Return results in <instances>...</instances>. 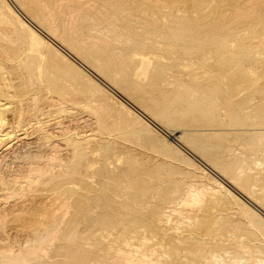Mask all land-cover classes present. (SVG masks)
Here are the masks:
<instances>
[{"label":"rangeland","instance_id":"1","mask_svg":"<svg viewBox=\"0 0 264 264\" xmlns=\"http://www.w3.org/2000/svg\"><path fill=\"white\" fill-rule=\"evenodd\" d=\"M116 1L127 3L132 10H136L139 7H143V10L142 9L141 10L142 11L145 10L144 12L147 13L148 10L146 11V9H149V14L156 15L158 18H160L159 25L161 26L162 31L167 32L171 36V38L167 40L168 43H170L171 45V47L168 48V51L171 52L173 56L175 57V58L174 57L172 58L174 59L177 58L181 61V63L177 62V65H178L177 70H180L179 76L180 74L181 76L184 74L179 83L181 85L177 84L175 86L174 83L172 82L170 84L166 83L163 86H161L162 90L160 89L155 92V95L153 93L150 96H151V103L154 102L153 104H160L162 106L165 104L164 106L166 107L169 113L173 114V112L174 113L176 112L175 113L177 114L176 116L173 114L174 115L173 117L175 119V123L173 124L176 126L172 124L173 121L171 123H168V125H163L164 128L169 131L172 129V131H170L171 134H169L160 126H157L153 123L151 124L152 125L151 126L145 120L142 121L135 113L138 111H136L133 108L130 109L129 107H127L128 105L124 101L125 97L121 93H118V92L115 94H110L109 92L107 93L106 90L101 88V86H99L97 83L93 82L92 80H88L86 78L85 80L83 79L84 77L81 75L76 76L77 74L76 75L74 74L75 75L74 76L73 75L74 72L72 73V71L68 70V67H66V64L60 58L56 56L54 50L50 46H48L44 42H38L34 40L31 36H29L26 33H23V31L21 30H20L21 40L19 42L25 43L27 45H23V47H21L16 44L11 45V44H5L1 42L0 43V52H1L0 55L2 54L3 55L0 56V70L3 69L4 71L0 72V83H1L0 87L2 86L0 88V102L6 105L5 108H7L3 112L5 115V118H7L6 127L12 126L13 128L16 126V124L20 123V125L25 130V131L23 130L25 133L26 131L27 132L30 131V132L27 135V138H26L27 140L23 139V140L18 141L20 138L23 137V136H20L18 140L14 139L13 142L7 143L8 146H10V144L13 143L11 147L12 150L9 149L8 150L9 152L7 150L6 151L4 150L5 148H7L6 147L7 145L4 146L5 148L3 147L4 149L0 147V152H1L0 157L4 155L3 158H0L1 160L0 162V169H1L0 170V188L2 189V191L0 190L2 192L0 193V202H1L0 221L2 217L5 219H8V218L10 219L9 215L11 214H9V211L11 210L10 212L12 213L16 207H20V206L22 207V208H16L15 210L17 211L16 212L17 214L20 213L19 216H21L23 212L25 211L29 213L28 211H30L31 208L34 209L35 207V210H36V208L39 209L41 207L39 209L40 211L43 212L46 210L48 213L51 212L50 215L53 214L51 216H58L61 214H66V216H69L68 219L66 220V223H67L66 225H68L67 227L69 228H66V225H63L60 228L58 224L57 226L55 224L45 225V226L44 224L43 225L40 224L37 221V218L34 217L33 211L35 210H32V212H30L31 213L30 215L29 214L22 215L21 217L15 215L14 214L15 211H14L13 214L17 216L18 218L15 216H12L10 219V222L8 219L9 223H6L7 220L5 221L2 218V222L3 223L5 222V224H8V227L7 225L1 224L2 228H0V240L2 239L1 241L3 243L2 242L0 243V258L2 257V261H0V264L13 263L15 260L14 257L19 258L18 256H21L22 258L23 256H25V258L28 260V261H25L26 259L25 260L24 258L21 259L22 261L24 260L23 264H27V263H30V264H42V263L43 264H52V263L53 264H98V263L106 264L108 263L110 258L108 255L109 253L107 251V248L109 249L110 247L114 246L112 242L114 241L115 237H117L120 234V233L119 234H116V233H118L121 230H124L130 225L129 220L132 218L131 213L133 212L131 210L133 209L135 210V208L138 206L139 204L138 202L139 200H141L140 197L142 196V194H144V192H147L145 190H148L151 188V191L153 192V187L165 188V185H168L170 188H173V190L179 189L181 193H185V191L186 193L189 191L190 192L195 191L199 194L201 192H198V191H201L204 189L203 191L205 192V190L208 191L209 190L208 188H211L213 190V191L209 190L211 193L214 192L215 196L218 194L222 195V198L224 200L223 201L224 204L222 203L219 206H217L216 204H211L210 210L211 211L213 210L212 212H215V213L221 212L225 215L230 214L229 217L232 219L242 218L243 216H242L240 205L236 204L230 197H227V199L230 198L227 201L226 194L224 190L220 189V186L216 184L217 182L213 178L214 175L216 176V177L214 176L215 178H217L219 181H222V183L225 186L231 189V191H233L235 195L237 196L239 195V197L243 201H245L247 204H250V206L256 209L258 212L260 210L259 213L260 214L262 213L263 215L262 214L261 215L264 216V210L260 209L254 202L250 201V199L246 195L241 193L238 189H236L230 183V181H232L233 179H238L241 176L239 172H242L241 171L242 168H243L242 169L243 171L245 170L247 171L249 169L247 167H251L252 164L248 165V163H251L250 159L254 157L252 155H255L256 158L264 157V148H263L264 145H262L261 144L262 142H260V141H263V144H264V131L257 134V136L258 137L260 136V138H258L257 136L252 137L253 134L252 132L249 131V129L251 128V125L257 122L258 124L263 123L261 128H263L262 130H264V121L262 119L263 116L257 113L255 115L254 113L247 114L249 106H252L254 104L264 103V0H260L259 2L261 3H256V5L250 4L251 6L250 5L246 6L242 4L241 1H238V0H116ZM60 4L62 5L61 2L59 3L57 2L56 6ZM19 49H22V50H19ZM36 52H40L41 54H44L46 57L48 56L50 60V64H52L51 66L53 68L58 69L57 70L59 71L58 73L59 75L57 74L58 77L55 75L53 76V81L58 80L60 82L58 85L54 83L53 84L50 83L48 73H46L47 72L46 67L44 66H40L41 68L37 67V65L39 66L40 64L39 63L40 61L39 59H37V56L32 57V55ZM9 57L11 59L13 58L12 59L13 61L9 59ZM11 61L12 63H9ZM15 62H18V63L15 64ZM28 62H33V64L30 65V63ZM29 66H32V67H29ZM64 66H65V69H64ZM183 70L185 73L182 74L181 72ZM64 72L65 74L69 73L68 75L71 76L72 79H70L69 76H66ZM40 74L42 76H40ZM63 75H65L66 77ZM189 76L191 78L190 80L188 78ZM19 77L21 78L19 79ZM26 77H28L29 79ZM183 77H185V79ZM74 79L75 81H73ZM25 82L26 84H23ZM64 82H66L67 84L69 83V84L67 85ZM28 83H30L31 85H28ZM182 84H183V87H182ZM61 85H63L64 87L62 88ZM54 87H56L57 89L54 90ZM43 92L45 93L43 94ZM30 93L32 94L30 95ZM36 93H39V94H36ZM8 94L10 95L12 94V96H9ZM37 95L39 96V99L41 100L37 99L38 98ZM35 96H37V98ZM167 96L169 98H167ZM157 97L160 99H158ZM187 97H190L192 101L196 100L195 106H194L195 110H193L192 113H185L183 116H179L182 114L178 111H181L182 109L184 110L185 108L189 106V103L186 100L188 99ZM57 98L65 99V101L67 102L63 104L64 106V107L62 106L63 109L73 108L74 112L78 114L76 115L71 114L72 116L71 115L62 116L59 114L60 118H58L59 117L58 110L57 109L52 110L54 108H57L53 104V102L57 101L56 100ZM176 98H181V100L176 99ZM33 99L35 100L33 101ZM47 99L48 101L50 99V101L48 102ZM51 99L53 101H51ZM36 100L38 101V103ZM19 102H22V103L19 104ZM43 102L45 106H43L44 105L42 104ZM29 103H30V106H29ZM46 103L48 106L46 105ZM139 103L141 104V102L139 101L137 102V105L141 107L142 104L139 105ZM21 105H24V106H21ZM31 105H33L32 108L35 111L31 109ZM35 105L36 107H39L40 109L36 107L34 108ZM52 106H54V108ZM174 107L176 109H174ZM148 108L150 109V107ZM45 112L48 114H46ZM54 113L57 114V118H55L56 115ZM40 114H42L46 118H44ZM53 115L55 116L53 117ZM41 116H42V119H40ZM49 116H52V117H49ZM75 116L78 118V119L76 118L78 122L75 119ZM37 117L40 120H38ZM87 117L88 119L85 120ZM15 118H17V120ZM61 118H64V119L62 120ZM53 119H57V120H53ZM58 120L59 122L57 123L60 125L62 124L61 127H63L64 124L66 125L67 122L75 121L74 123L75 125L71 124L70 122L67 124V126L72 125L71 127H67V126L63 127L64 129L67 128V131H68V128L71 129L70 131H68L69 134H67L68 132L63 129V131L66 132L67 135L65 136L67 137H63L60 135L61 130L60 131H58L57 129L54 130V128L51 125L48 126L50 122H53V121L56 122ZM84 120L85 122H83ZM179 120L180 122H177ZM80 121L83 123H81ZM86 121L90 126L88 124L85 125ZM260 121H263V122L261 123ZM39 123L41 124L43 123V124L41 125ZM171 124H172V128L170 127ZM32 126L34 127L33 129H31ZM35 126H38V127L40 126L38 129L40 130L41 133L36 132L35 134L34 133L35 131H32L35 129L36 131L38 130ZM48 127L52 129L53 131L57 130V132H59V133L54 132V133H57L54 135L56 136L55 138L54 136L53 137L46 136L49 134V132H47ZM87 127H89L90 129H88ZM43 129L46 132L43 131ZM78 130H80V132ZM161 130H163L162 131L163 133L161 132ZM174 130H176L177 133ZM71 131H73V133H76V135H79L77 136L79 139L76 136H73L75 134H70ZM82 132H88V134H93L96 139L95 141L96 142L98 141L99 142L98 144L101 146L100 148L96 147V143L94 142L95 144L93 143L90 144V146L92 145L91 146L92 149L90 148V146H89V149H87L88 152L90 151L89 156H87L88 162L89 161L91 162L92 161L91 159H93L92 162L95 161V163H97L95 164V166H97L95 167L96 174L90 175L94 173V172H91V173L86 174L88 175L87 177H85L84 174H80L77 168L80 165L78 164V162H76V159L74 161V158H76L75 155L73 154L75 148L71 144L69 145L68 141L70 140H67L73 137L75 141L78 140L77 142H81L80 133ZM96 132H98L97 133L98 135L96 134ZM16 135H20V134H16ZM69 135L72 137H70ZM179 135L182 136L186 140V142L184 140L179 139L178 138ZM50 137H51V140H49ZM58 138H60V140ZM61 139H62V142L65 141V144L63 143L65 146L61 144L60 142ZM97 139H99L100 141ZM168 139H170L171 141H169ZM30 141L32 142L30 143ZM57 141L60 143H57ZM174 141L177 143H175ZM18 142H20V144H18ZM50 142H52V144ZM66 142L69 147L66 146ZM15 143L16 145L17 144L18 145L16 146ZM27 143L30 146H26L28 145ZM54 143L56 146H54ZM185 143L188 145L189 143H191L190 145L192 146L191 150H193L195 153H193L190 149H188ZM107 144L108 146H106ZM250 144L251 146H249ZM25 147L26 148L28 147V149L29 148L31 149L29 150L27 149L26 151ZM13 148H14V152L15 153L17 152V154L13 152ZM57 148H61V149H57ZM54 149H56L55 154L57 155L63 153V151L66 150L63 154L58 156V157L63 158L64 155L66 154L64 159L60 158L61 160L57 161V162H60V161L65 160L63 163L66 164V162H68L66 166H62L63 163L61 164L56 163V162L54 163V160H50L52 159L50 158V156L55 155L53 153ZM69 149H71L70 150L71 152H69ZM100 149L102 151H100ZM18 150L21 152H19ZM197 150H199V152ZM97 152L98 153L100 152L99 153L100 155H98ZM257 152L259 154L258 156H257ZM108 153L110 154L109 155L110 157L106 156ZM9 154L11 155L5 156ZM67 154L71 156L69 157L67 156ZM90 154L93 156H91ZM197 154L198 155L200 154V157L204 158L205 162L202 161L198 157ZM46 156H49V157H46ZM90 156H91V159L89 158ZM67 157L69 160L67 159ZM108 158L111 160H109ZM247 159L249 162H246ZM47 160H50V161H47ZM207 163L213 168L214 166L219 168L223 172L226 178L221 177L218 173L214 171V169H212L209 165H207ZM49 164L51 165L50 167H52V165L55 164V167L51 169L49 166H47ZM26 165H30L31 167L26 166ZM42 165H45L46 167L44 168V166L42 167ZM68 165L70 166L69 168H68ZM22 166L28 167V168H23ZM35 166L36 168L47 169L46 173L44 174L45 177L44 176L42 177V181L40 180L41 177L37 176V173H33L35 172V170H37L36 168H34ZM57 166L60 168H58ZM61 166L63 168H66V170L68 171H66L65 169H61ZM103 166L106 167L107 169L104 168ZM127 166H129V168ZM31 168H34L35 170L33 169L34 171H32ZM79 168H81V166ZM103 168L105 169L104 170L105 172L103 171ZM130 168L137 169V171L133 170V173L135 172V174L138 172H140L141 174L143 173L142 177L140 173H138L137 176L135 174L130 173V171L128 170ZM203 168L204 169L208 168L206 169L208 171L204 170ZM76 169H77V173H76ZM126 169L128 170L127 172L129 173V175L126 173ZM55 170L60 173L55 172ZM100 170L102 171L101 173H99ZM106 170L108 171V173L106 172ZM120 170H123V172ZM130 170L132 172V169ZM69 171L70 173L66 174ZM256 172L261 173L262 178H264V171L257 170ZM47 173H50L52 176H50V174L47 175ZM52 173L53 174L56 173V174L53 175ZM121 174H124V176L122 175L123 178ZM46 175L47 177L49 176L48 177L49 179L54 178L55 180L52 179L48 181L47 179L46 181L45 180ZM127 175L130 177H128ZM21 176L23 177L26 176L28 180L29 179L35 180L34 177H36L37 179L39 178L38 180H40V183L42 184L38 183L39 186L36 185L37 182H34L33 184L32 183L26 184V181H23V179H20L22 178ZM3 177L6 179H4ZM74 177H75V180L73 179ZM134 177H138V178L136 179ZM76 178H78V180ZM129 178H131L132 181L129 180ZM144 178H145V181L147 182L151 181L152 183H155V181L157 180L156 182L158 183H155V185H153L152 183L150 184L148 183L147 185V182L143 183ZM24 179L27 180L25 177ZM37 179L35 181H37ZM140 179H143V181L141 180L142 183L138 182L140 181ZM8 180H9V183L11 182L10 184L7 182ZM13 180H18V181L22 180L23 183H20V181L18 182V181H13ZM120 180L121 181L123 180V182H120ZM126 180L127 182H125ZM134 181H135L134 184H137V185H132L130 187V185L133 184L132 182ZM168 182L169 183L172 182V183L169 184ZM179 182L181 185L179 184ZM188 182L191 184L189 185L193 187H190L188 185ZM257 182H258L257 183L258 185H261V186L264 185V183H262V180L257 181ZM53 183H55L57 186ZM125 183L127 184V186ZM14 184L16 186H14ZM22 184H26V186H23ZM114 184L118 187H116ZM124 184L128 188H125ZM121 185H123L124 188ZM8 186H11V187H8ZM27 186H29V188ZM213 186L215 187L216 191L214 190ZM12 187H16V188H12ZM6 188L8 192H3V191H6L5 190ZM140 188L143 190L141 191ZM188 188L190 189L188 190ZM128 189L132 190V194L130 192L131 190H128ZM29 190H32V191H29ZM114 190L115 191L118 190V191L115 192ZM217 190H219L220 192H218ZM122 191L123 193H121ZM13 192H15L14 195H13ZM139 192H142V193H139ZM17 193L19 195H17ZM197 193H193V194L191 193V194L197 195ZM22 194L24 195L22 196ZM116 194L121 196V197L118 196V198H120L121 200L117 199ZM192 195L190 197L191 200L193 197ZM11 196H13L14 198H11ZM96 196H100L101 198L96 197ZM111 196L112 197L114 196L115 199L112 198ZM126 196H129V197H126ZM136 196L138 198H134ZM91 197L92 198L95 197V198H93L92 200ZM123 197H125L127 200ZM130 197H131V200H130ZM204 197L205 196L201 197V200L204 201V204L202 203V201H201L202 204H198V203H197L198 205L195 204L197 208H195L194 205H192L191 207L189 205L188 206L181 205L180 207L183 209H185L186 207L187 208L190 207V209H185V210H189L190 212H192L191 210L195 211L202 207L203 209H205L204 207L207 206V205L205 206L206 204L205 201L209 199L208 197L207 198H204ZM1 198H2V201H1ZM5 198L7 200L3 201ZM133 198L135 199V201L133 200ZM109 199L111 200L109 201ZM122 199H125V201ZM82 200L86 202V205H85L86 208H84L85 202L83 203ZM155 200L154 198L152 199L154 204L156 202L157 203L162 202L161 199H155ZM11 201L13 203H11ZM69 201L72 202L73 204H71ZM192 201H194V197ZM76 202H79V203L81 202L83 204L80 205L79 203H76ZM111 202L115 203V205L112 204ZM122 202H125V203H122ZM35 204L38 207H36ZM125 204L127 205L129 204V206L126 205V208H125L124 207ZM13 205L16 207L13 208L14 207ZM29 205L31 206L33 205V207ZM43 205L46 207L43 208ZM199 205H201L202 207ZM87 207L89 211L87 210ZM2 209H5L4 212ZM49 209H54V210L56 209L55 210L56 214L54 210H49ZM79 209H81L82 211L81 210L79 211ZM122 209L125 211L123 212ZM65 210H67L68 212ZM234 213H237V214L234 215ZM71 215L73 218L71 217ZM87 215L88 217L86 218ZM171 216L173 217H171L170 225H177L178 224L177 215L172 214ZM146 217L148 219L150 218L149 216H146ZM94 219H96V221ZM76 221L78 222L77 224H76ZM88 221H90L91 223L90 222L88 223ZM92 221H94L95 224ZM23 222L24 224H22ZM34 222H37V223L33 224ZM30 223L32 224V226H35L34 229L32 228V226L31 227L29 226ZM26 224L31 229L27 227L25 228V226H23ZM88 224H93L97 227H94L93 225H92L93 227L91 225H89L90 227H88ZM117 224H119L120 227L117 226ZM186 224L187 223L180 225V226H184V225L186 226ZM51 226H54L55 228L59 227V230H62V231L58 232L57 231L58 229L57 228L55 229L54 227L49 229V227ZM63 227L65 228L62 229ZM3 228H5V230ZM85 228L87 231L85 230ZM48 229H49V233H47ZM104 229H110V232L109 231L106 232L107 230H104ZM113 230L115 233L113 232ZM82 231L83 232L86 231V232L83 233ZM95 231H98V232L95 233ZM51 232L52 234L50 235ZM43 233H45L46 236ZM38 234L40 235L38 236ZM82 237L84 240L82 239ZM106 237L109 239H107ZM104 238H105V241H104ZM52 239L54 241H51ZM87 240H89L88 242L90 244L89 248H88V243H86ZM93 240L95 241V243H92L94 242ZM70 241H71V244L74 246V248L71 246ZM50 243L51 245H49ZM76 243L77 245H74ZM93 244H95V246ZM33 245L34 246L38 245L39 247L38 246H37L38 248L33 247ZM3 246H5V248ZM25 246H27L28 248ZM83 246H85V248ZM8 247H10V249ZM70 247H72V249ZM12 248H14V250ZM25 248L28 249V251ZM37 249L41 253H38ZM123 249L125 248L123 247ZM3 250L4 252H2ZM86 250L90 252H87ZM129 250H130L129 260L135 257L133 259V261L135 260L134 262H136L135 264H141V262L138 263L140 261L138 259L140 255L138 254L140 253L137 254L136 248L132 250L129 249ZM5 251H8L7 253L9 254L5 255L4 254ZM123 251H126V250H123ZM131 251H133L134 253ZM120 253H123V252L121 251ZM26 254H28L27 257H26ZM101 255L102 256L107 255L108 258L107 256L104 258ZM4 256L5 258H3ZM36 256L37 257L39 256L38 257L39 260L37 259ZM94 257L98 260H96ZM98 257H100L101 260ZM8 258L9 259L13 258V260L11 259L12 261H10ZM5 259L6 260L8 259V261H5ZM163 259H164V262H160V261H163ZM16 260L18 261L20 259H16ZM33 261L34 262L37 261L38 263L37 262L34 263ZM133 261H130V263ZM154 262H153L154 264H163V263L171 264L167 261L165 256L163 257L158 256L157 260ZM15 263L18 264L20 262H15ZM130 263L128 262V264ZM216 263L217 262H215L214 264Z\"/></svg>","mask_w":264,"mask_h":264},{"label":"bare ground","instance_id":"2","mask_svg":"<svg viewBox=\"0 0 264 264\" xmlns=\"http://www.w3.org/2000/svg\"><path fill=\"white\" fill-rule=\"evenodd\" d=\"M238 1H241V3L246 5V6L250 5V4L256 5V3H261V2H259L260 0H238ZM57 2L58 3L61 2L62 5L60 4V5L56 6ZM141 9L143 10V7H139L136 10H132L127 3L117 2L116 0H0V43L2 42L5 44H11V45L16 44V45H19L21 47H23V45H27L25 43L19 42L21 40L20 30L23 31V33H26L29 36H31L34 40H36L38 42L46 43L48 46H50L54 50L56 56L58 58H60L66 64V67H68V70L72 71V73L74 72L73 75L74 74L75 75L77 74L76 76L81 75L84 77L83 79L86 78L88 80H92L93 82H95L99 86H101V88L106 90L107 93L108 92L110 94H115L117 92L121 93L125 97L124 101L128 105L127 107H129L130 109L133 108L136 111H138L135 113L137 114V116L142 121L145 120L150 125L153 123L157 126H160L167 133L171 134L170 131H172V129L169 131V130L165 129L163 125H168V123H171L172 121H173L172 124L175 123V119L173 116L177 115V114H175L176 112L175 113L173 112V114H174L173 115L167 111L166 107L164 106L165 104L162 106L160 104H153L154 102L151 103V96L150 95H152L153 93L155 95V92L160 90L161 86H163L166 83L170 84L172 82V83H174L175 86L177 84L181 85L179 83H180V80L182 79V76L184 75L183 73H185V72L183 70L181 72L183 75L181 76V74H180V76H179L180 70H177L178 69L177 62L181 63V61L177 58L174 59L175 57L173 56V54L168 51V48L171 47V45H170V43H168L167 40H169L171 38V36L167 32L162 31L161 26L159 25L160 18H158L156 15L149 14V9H146V11L148 10L147 13L144 12L145 10L142 11ZM150 19H152V20H150ZM19 50H22V49H19ZM0 54H1V52H0ZM2 55H0V56H2ZM36 56H37V59H39V61H40L39 62L40 64H39V66L37 65V67H40V66L46 67V71H47L46 73H48L50 83L51 84L54 83V84L58 85L60 83L58 80L53 81V76L54 75L57 76V74L59 73V71H57L58 69L53 68L51 66L52 64H50V60H49L48 56L46 57L44 54H41L40 52H36L32 55V57H36ZM172 57H174V58H172ZM9 59H11V58L9 57ZM172 59H174V60H172ZM12 61L9 63H12ZM16 63H18V62H15V64ZM28 63H30V65L33 64V62H28ZM35 63H37V62H35ZM41 64H43V65H41ZM29 67H32V66H29ZM64 69H65V66H64ZM1 71H4V70L2 69V70H0V72ZM64 74H65V72H64ZM68 74L66 73L65 75L69 76ZM65 75H63V76H65ZM70 75H72V74H70ZM40 76H42V75L40 74ZM5 77H7V76H5ZM20 78L21 77H19V79ZM26 78H28V77H26ZM40 78H42V77H40ZM69 78L72 79L71 76H69ZM183 78L185 79V77H183ZM188 78H189V80L191 79L190 76ZM73 81H75V79ZM64 83L67 84L66 82H64ZM23 84H26V82ZM28 85H31V84L28 83ZM61 86H62V88L64 87L63 85H61ZM182 87H183V84H182ZM23 88H25V87H23ZM55 89H57V88L54 87V90ZM177 89H179V88H177ZM25 91H26V89H25ZM29 92H31V91H29ZM25 93H27V92H25ZM44 93L45 92H43V94ZM159 93H160V91H159ZM31 94L32 93H30V95ZM36 94H39V93H36ZM8 95L12 96V94L11 95L8 94ZM37 96H35V97L37 98ZM32 98H34V97H32ZM167 98H169V97L167 96ZM187 98L188 99H186V100L188 101L189 106L187 108H185L184 110L182 109L181 111H178L182 114L179 116H183L185 113H192V111L195 110L194 106H195L196 100L192 101V99L190 97H187ZM35 99H33V101ZM37 99L41 100V99H39V96ZM52 99H51V101H53ZM158 99H160V98H158ZM176 99L181 100V98H176ZM56 100L57 101L53 102V104L57 108H54V106H52L54 108L52 110H55V109L58 110V116H59L58 118H60V115H62V116L67 115L68 116L71 114H74V115L78 114V113L74 112L73 108L63 109V107H64L63 104L67 103L65 101V99L57 98ZM47 101H48V99H47ZM49 101H50V99H49ZM139 101L142 104L141 105L139 103V105H141V107L137 105V102H139ZM156 101H158V100H156ZM22 102H19V104H21ZM28 102H30V101H28ZM34 103H32V104H34ZM37 103H38V101H37ZM42 104H44V102ZM126 104H125V106H126ZM36 105H38V104H36ZM36 105L34 106V108L36 107ZM46 105H47V103H46ZM5 106L6 105H4L0 102V147L1 148L6 146L7 143L13 142L14 139L18 140L20 138V136H23V137L20 138L18 141L26 139L28 133L30 132L29 131L30 129H29L28 130L29 132L26 131V133H25L24 132L25 130L20 125V123L19 124L15 123L16 126L13 128H12V126L6 127L7 126V122H6L7 118H5V115L3 113L4 110L7 109V108H5ZM21 106H24V105H21ZM29 106H30V103H29ZM43 106H45V104ZM32 107H33V105H31V109H33ZM148 107H150V109ZM263 107H264V103L263 104H254L252 106H249L247 114L254 113V115H255L257 113V114L263 116V118L262 117H260V118H262L264 121V114H263L264 108ZM36 108H39V107H36ZM176 108H177V106H176ZM176 108L174 107V109H176ZM44 109H45V107H44ZM23 110H24V108H23ZM42 113H44V112H42ZM55 113H56V111H55ZM46 114H48V113H46ZM40 115H42V114H40ZM55 115H56L55 118H57V114H55ZM55 115H53V117ZM42 116L40 119H42ZM49 117H52V116H49ZM44 118H46V117H44ZM76 118L77 117L75 116V119ZM15 119L17 120V118H15ZM37 119H38V117H37ZM40 119H38V120H40ZM61 119L63 120L64 118H61ZM79 119H81V118H79ZM87 119H88V117L85 120H87ZM53 120H57V119H53ZM59 120L56 122H54V121L50 122V124L48 123L49 124L48 126L51 125L54 128V130L55 129H57L58 131L61 130L60 135L63 137H67L65 135L69 134L68 131H70L71 129L68 128V131H67V128L64 129L63 127L67 126V124L70 123L71 121L70 122L65 121V122H67V124L65 125L63 123L64 126L61 127L62 124L60 125L57 123V122H59ZM67 120H69V119H67ZM85 120L83 122H85ZM263 121H260V122L262 123ZM77 122H78V120H77ZM83 122H81V123H83ZM177 122H180V120ZM37 123H38V121H37ZM74 123H75V121L71 122V124H74ZM39 124H41V123H39ZM86 124H88L87 121H86L85 125ZM172 124L170 125L171 128H172ZM262 124H258V122H257V123H253L251 125V128L249 129V131L252 132V134H253L252 137L257 136V134L264 131V130H262L263 128H261ZM45 125H47V124H45ZM71 126L69 125L67 127H71ZM174 126H176V125H174ZM35 127L37 129L39 128L38 126H35ZM33 128L34 127L32 126L31 129H33ZM87 128L90 129L89 127H87ZM63 129L66 130L68 133L66 134V132L63 131ZM57 130L53 131L52 129H50L48 127L47 132H49V134L46 136L47 137L48 136L53 137L55 134L59 133V132H57ZM32 131H35L34 132L35 134H36V132H40L39 129L37 131H36V129L32 130ZM43 131H45V130L43 129ZM78 131L80 132V130H78ZM162 131L163 130H161V132ZM174 131H176V130H174ZM54 132H57V133H54ZM181 132H183V131H181ZM97 133L98 132H96V134ZM176 133H177V131H176ZM178 133H179V131H178ZM16 134H20V135H16ZM70 134H75L73 136H76V137L79 136V135H76V133H73V131H71ZM33 137H35V136H33ZM51 137L49 140H51ZM55 137L56 136H54V138ZM70 137H72V136H70ZM165 137H167V136H165ZM28 138H30V137H28ZM77 138H75V139H77ZM178 138L181 140H184L186 142V140L182 136L179 135ZM258 138H260V136ZM58 139L60 140V138H58ZM64 139H66V138H64ZM171 139H173V138H171ZM52 140H54V139H52ZM67 140H70V141H68L69 145L71 144L75 148V150L72 149V150H74L73 154L76 157V158H74V161L76 159V162H78V164L81 166V168H79L80 166L77 167L80 174H84L85 177H87L88 175H86V174L94 172L90 175H95L96 174L95 167H97V166H95V164H97V163H95V161L92 162L93 159H91V156H93V155L90 154L91 156L89 157L92 160L91 162L90 161L88 162V159H87L88 158L87 156H89V153H90V151L88 152L87 149H89V146L91 143H93V144L96 143V147H98V148L101 147L98 144L99 142L95 141L96 140L95 136L93 134H88V132H82V133H80L81 142H77L78 140L75 141L73 139V137L69 138ZM97 140H99V139H97ZM168 140L171 141L170 139H168ZM31 142L32 141H30V143ZM60 142L62 145L65 144V141L62 142V139ZM60 142L57 141V143H60ZM260 142H262L261 144L264 145L263 141H260ZM50 143L52 144V142H50ZM55 143H54V146H56ZM100 143H102V142H100ZM175 143H177V142H175ZM18 144H20V142H18ZM12 145H13V143L10 144V146L7 145L6 146L7 148L4 147L5 149L4 148L3 149L5 151L6 150L8 151L9 149L12 150V148H11ZM15 145H16V143H15ZM186 145H187L186 147H188V149H190V150L192 149V146H190L191 143H189V145L188 144H186ZM205 145H207V144H205ZM26 146H30V145L28 144ZM66 146H68L67 142H66ZM91 146H90V148L92 149ZM106 146H108V144ZM249 146H251V144ZM104 147H105V145H104ZM23 148H24V146H23ZM53 148H55V147H53ZM263 148H264V146H263ZM27 149H28V147L27 148L25 147L26 151H27ZM29 149H31V148H29ZM57 149H61V148H57ZM62 149H64V148H62ZM102 149H103V147H102ZM256 149H255V151H256ZM55 150L56 149H54V152H53L54 154H55ZM70 150L71 149H69V152H71ZM65 151H63V153ZM100 151H102V150L100 149ZM191 151L193 153H195L193 150H191ZM197 151L199 152V150H197ZM13 152H14V148H13ZM19 152H21V151H19ZM50 152H51V150H50ZM63 153H61V154H63ZM99 153L97 152L98 155H100ZM0 154H1V152H0ZM15 154H17V152ZM51 154H52V152H51ZM61 154L51 155L50 158H52V159H50V160H54V163L55 162L59 163V164L63 163L65 160L57 162L58 160L64 159V157L66 156V154H65L63 158L58 157ZM70 154H72V153H70ZM102 154H104V153H102ZM10 155L11 154L5 155V156H10ZM49 155H50V153H49ZM109 155L110 154L108 153L106 156L110 157ZM258 155L259 154L257 152V156ZM67 156H69V155L67 154ZM252 156H254V157L252 159H250L251 163H248V165L252 164L251 167H247V168H249L247 171L246 170L243 171L242 170L243 168H242L241 169L242 172H239L241 174V176L239 174L240 177L238 179H233L232 181H230V183L236 189H238L241 193L246 195L250 199V201L254 202L260 209L264 210V185L261 186V185L257 184L258 183L257 181H261V180H262V183H264L263 182L264 178H262L261 173L256 172L257 170L264 171V157L263 158H258V157L256 158L255 155H252ZM3 157H4V155L0 158H3ZM46 157H49V156H46ZM72 157H74V156H72ZM198 157L202 161L205 162L204 158L200 157V154L198 155ZM210 157H211V155H210ZM6 158H8V157H6ZM47 159H49V158H47ZM67 159H68V157H67ZM50 160H47V161H50ZM68 160H66V161H68ZM109 160H111V159H109ZM109 160H107V161H109ZM0 162H1V160H0ZM246 162H249L248 159ZM64 164L65 163H63L62 166H66V164H68V162H66L65 165ZM245 164H247V163H245ZM207 165H209V164L207 163ZM26 166H30V165H26ZM43 166H44V168L46 167L45 165H42V167ZM47 166L50 167L51 165L49 164ZM62 166H61V169L66 170V168H63ZM53 167H55V164L52 165V167H50V168L53 169ZM69 167L70 166L68 165V168ZM127 167L129 168V166H127ZM210 167L212 169H214V171L216 173H218L221 177L226 178L224 176L223 172L219 168H217L216 166H214V168L212 166H210ZM23 168H28V167H23ZM34 168H36V166ZM34 168H31L32 171L35 170ZM44 168H36L37 170H35V172H33V173H37V176L41 177L40 178L41 181H42V177L43 176L45 177L44 174L46 173V170H47ZM58 168H60V167H58ZM104 168H106V167H104ZM104 168H103V171L105 170ZM244 168H245V166H244ZM130 169H132V172ZM130 169H128V170L132 174H135V172L133 173V170L137 171V169H135V168H130ZM206 169H208V168H205L204 170H206ZM14 170H16V169H14ZM56 170H55V172H57ZM128 170L126 169V173L129 175V173L127 172ZM32 171H30V172H32ZM66 171H68V170H66ZM120 171L123 172V170H120ZM206 171H208V170H206ZM101 172L102 171L100 170L99 173H101ZM106 172L108 173L107 170H106ZM254 172H256V173H254ZM11 173H13V172H11ZM57 173H60V172H57ZM68 173H70V171L67 172L66 174H68ZM76 173H77V169H76ZM138 173H140V172H138ZM138 173H136L135 175L137 176ZM49 174L50 173H47V175H49ZM54 174H56V173H54ZM145 174H146V172H145ZM34 175H36V174H34ZM47 175H46V179H45L46 181H47V179H48V181L54 179V178L49 179L48 178L49 176L47 177ZM60 175H62V174H60ZM122 175L124 176V174H121V176ZM142 175H143V173L141 174V177H142ZM50 176H52V175L50 174ZM123 176H122V178H123ZM214 176H213V178L217 182V183L216 182L215 183L220 186V189L224 190V192L226 194V199H227V197H230L236 204L240 205L242 216H243L242 218H238V219L233 218L232 219L229 217L230 214L225 215L221 212L220 213L212 212L213 210L212 211L210 210L211 204H216L217 206H219L223 203L224 200L222 198V195L218 194L219 196L218 195L215 196L214 192L211 193L209 191V190L213 191L211 188H208L209 190L208 191L205 190V192L203 191L204 189L201 191H198V192L202 193V194L200 193L201 195L195 191L194 192L189 191L187 193L185 191V193H181L179 189L173 190V188H170L168 185H165V188L153 187V192L151 191V188H150L148 190H145L147 192H144V194H142V196L140 197L141 200H139V202H138L139 203L138 206L137 207L135 206L136 208L134 207L135 210L134 209L131 210L133 212L131 213L132 218L129 220L130 225L127 228H125L124 230H121L118 233H116V234H119V233L120 234L117 237H115L114 241L112 242L115 247L112 246L109 249L107 248V251L109 253L108 255H109L110 259H109L108 263H106V264H128V262L130 263V261H133V259L135 257L133 259L129 260V258H130L129 257V255H130L129 249L132 250L135 248H136L137 254L140 253V254H138V255H140L138 258L140 261L138 263L141 262V264H154V263H156L154 261L157 260L158 256H162V257L165 256L167 261L171 264H214L215 262H217L216 264H218V263H220V264H264V216H262L263 214L261 213L262 214L261 215L259 213L260 210L258 212L256 209L252 208L250 206V204H247L245 201H243L239 197V195L238 196L235 195L233 193V191H231V189H229L227 186H225L222 183V181H219L217 178H215L216 176L215 177ZM21 177L22 178H20V179H23V181H26V184H31V183L33 184L34 182H37V184L35 183L36 185H38V183L42 184V183H40V180H38L39 178L37 179L36 177H34L35 180L37 179V181H35V180H31V179L28 180L26 176H24V177L27 180H25L23 176H21ZM85 177H84V179H85ZM128 177H130V176H128ZM134 178L137 179L138 177H134ZM149 178H150V176H149ZM4 179H6V178H4ZM73 179L75 180V177ZM76 179L78 180V178H76ZM9 180H10V178H9ZM9 180L7 181L8 183H9ZM123 180L122 181L120 180V182H123ZM129 180H131V178H129ZM141 180L143 181V179H140V181H138V182H141ZM13 181H18V180H13ZM23 181L21 180L20 183H23ZM156 181H155V183H158ZM2 182H4V181H2ZM125 182H127V180ZM145 182H147V181H145V178H144L143 183H145ZM132 183L133 184H131L130 187L132 185H137V184H134L135 181ZM141 183H139V184H141ZM148 183L150 184L152 182L151 181L147 182V185H148ZM155 183H152V184L155 185ZM171 183H169V184H171ZM26 184H22V185L26 186ZM53 184H55V183H53ZM125 184H124V186H125ZM179 184H180V182H179ZM189 184L190 183L188 182V185ZM14 186H16V185L14 184ZM29 186H31V185H29ZM29 186H27V187L29 188ZM121 186H123V185H121ZM124 186H123V188H124ZM126 186H127V184H126ZM126 186H125V188H128ZM8 187H11V186H8ZM116 187H118V186H116ZM116 187H115V189H116ZM190 187H193V186H190ZM12 188H16V187H12ZM22 188H24V187H22ZM32 188H33V186H32ZM34 188H35V186H34ZM132 189H134V188H132ZM189 189L190 188H188V190ZM0 190L2 191L1 188H0ZM5 190L6 191H3V192H8L7 188ZM128 190H131V189H128ZM134 190H136V189H134ZM140 190L142 191L143 189L140 188ZM214 190L216 191L215 187H214ZM1 191H0V193H2ZM15 191H17V190H15ZM29 191H32V190H29ZM116 191H118V190H116ZM137 191H138V189H137ZM217 191L220 192L219 190H217ZM66 192H68V191H66ZM130 192L132 194V190ZM221 192H223V191H221ZM14 193L15 192H13V195H14ZM121 193H123V191ZM139 193H142V192H139ZM191 193L192 194L197 193V195L194 194L195 195L194 196ZM64 194H66V193H64ZM113 194H114V192H113ZM127 194H128V192H127ZM208 194H210V195H208ZM17 195H19V194L17 193ZM23 195L24 194H22V196ZM48 195H50V194H48ZM51 195H53V194H51ZM134 195H135V193H134ZM139 195H141V194H139ZM191 195L194 197V201H192L193 197H192V200L190 199ZM105 196H107V195H105ZM114 196L113 197L111 196V197L114 198ZM118 196L121 197L120 195H117V199L121 200L120 198H118ZM202 196H205L204 198L208 197V199H209V200L204 199V200H206L205 206L207 205L206 207H204L205 209H203V207L201 205H199L202 208H199L198 210H195V211L191 210L192 212H190L189 210H185V209H190V207L192 205L195 206V204L196 205L202 204V203L204 204V201L201 200ZM96 197L101 198L100 196H96ZM126 197H129V196H126ZM223 197H225V196H223ZM11 198H14V197L11 196ZM93 198H95V197H93ZM93 198H92V200H93ZM123 198H125V197H123ZM134 198H138V197L136 196ZM134 198H133V200L135 201ZM153 198H154V200L155 199H161L162 202L161 203L156 202L157 204L156 203L154 204V202L152 201ZM230 198H228V199H230ZM125 199H122V200L125 201ZM228 199H227V201H228ZM5 200H7V199L5 198L3 201H5ZM110 200L111 199H109V201ZM130 200H131V197H130ZM1 201H2V198H1ZM134 201H133V203H134ZM155 201H157V200H155ZM201 201H202V203H201ZM84 202L85 201H83V203ZM11 203H13V202L11 201ZM70 203L73 204L72 202H70ZM76 203H79V202H76ZM83 203L80 202L79 204L82 205ZM111 203L115 205V203H113V202H111ZM122 203H125V202H122ZM0 204H1V202H0ZM80 205H78V206H80ZM85 205H86V202L84 204V208H86ZM126 205L127 204H125V206H124L125 208H126ZM181 205H184V206L189 205L190 207L189 208L186 207L185 209H183L180 207ZM16 206H14L13 208H15ZM18 206H20V205H18ZM29 206H31V205H29ZM35 206H36V204H35ZM87 206H88V204H87ZM127 206H129V204ZM11 207H10V209H11ZM31 207H33V205ZM36 207H38V206H36ZM45 207L46 206L43 205V208H45ZM16 208H22V207L20 206V207H16ZM16 208H15V210H16ZM78 208H80V207H78ZM195 208H197V207L195 206ZM207 208H208V210H207ZM39 209L36 208V210H35V207H34V209L31 208L30 211H28L29 213H27L25 211L26 213L23 212L22 215H28V214L30 215L31 214L30 212H32V210H35V211H33L34 217L37 218V221L40 224H42V225L44 224V226L45 225H53V224H55L57 226V224H58L61 228V226L67 224L66 220L68 219L69 216H66V214H61L58 216H51V215H53V214L50 215L51 212L48 213L46 210L42 212ZM2 210L4 212L5 209H2ZM49 210H54V209H49ZM55 210H54V212H55ZM80 210L81 209H79V211ZM87 210L89 211L88 207H87ZM7 211H9V210H7ZM10 211H9V214H11V215H9L10 219L12 216H15V215L19 216L20 215L19 212H18L19 214L16 213L17 211H15V212L13 211L15 215L13 214V212L11 213ZM65 211H67V210H65ZM124 211L125 210H123V212ZM35 214H37V215H35ZM55 214H56V212H55ZM172 214L177 215V219H178L177 225H170L171 217H173V216H171ZM235 214H237V213H234V215ZM4 215H2V216H4ZM6 215H8V214H6ZM17 216H15V217H17ZM21 216H19V217H21ZM146 216H149L150 218L148 219ZM0 217H1V215H0ZM15 217H13V218H15ZM71 217H72V215H71ZM87 217H88V215L86 216V218ZM235 217H237V216H235ZM2 218H1L0 222H2ZM95 218H96V216H95ZM3 219L5 221L7 220L6 223L10 222L9 218H8L9 222H8V219H5V218H3ZM72 220H74V219H72ZM94 220L96 221V219H94ZM97 221H98V219H97ZM72 222H74V221H72ZM89 222L90 221H88V223ZM92 222H94V221H92ZM35 223H37V222H34L33 224H35ZM77 223L78 222L76 221V224ZM185 223H187L186 226L185 225L180 226V225H183ZM1 224L7 225V227H8V224H5V222L4 223L2 222V223H0V228H2ZM22 224H24V222ZM94 224H95V222H94ZM119 224H117V226H119ZM89 225L92 226L93 224H88V227H90ZM23 226H25V228L26 227L29 228L27 224L23 225ZM29 226L31 227L32 224L30 223ZM67 226L68 225H66V228H69ZM93 226L97 227L95 225H93ZM3 227H5V226H3ZM34 227L35 226H32L33 229H34ZM52 227H54V226L49 227V229ZM64 228L65 227H63L62 229H64ZM3 229L5 230V228H3ZM29 229H31V228H29ZM29 229H27V230H29ZM49 229H48L47 233H49ZM57 229H58L57 230L58 232L62 231V230H59V227ZM96 229H98V228H96ZM85 230H86V228H85ZM104 230H107L106 232H108V231L110 232V229H104ZM71 231H73V230H71ZM85 232H83V233H85ZM97 232L98 231H95V233H97ZM113 232H114V230H113ZM45 233H43V234H45ZM51 234H52V232L50 233V235ZM39 235L40 234H38V236ZM45 236H46V234H45ZM82 236H83V234H82ZM105 236H107V235H105ZM82 239H83V237H82ZM107 239H109V238H107ZM1 240H0V243L2 242ZM51 241H54V240L52 239ZM63 241H65V240H63ZM104 241H105V238H104ZM29 242H31V241H29ZM88 242H89V240L86 241V243H88ZM92 243H95V241ZM40 244H42V243H40ZM45 244H47V243H45ZM45 244H44V246H45ZM70 244H71V241H70ZM49 245H51V243ZM74 245H77V243ZM89 245L90 244L88 243V248L90 247ZM93 245L95 246V244H93ZM28 246H30V245H28ZM37 246L38 245H36V246L33 245V247H37ZM71 246L74 248V246L72 244H71ZM102 246H101V248H102ZM3 247L5 248V246H3ZM25 247H27V246H25ZM72 247H70V248L72 249ZM83 247L85 248V246H83ZM123 247L125 249H123ZM8 248L10 249V247H8ZM49 248H51V247H49ZM12 249L14 250V248H12ZM163 249H165V250H163ZM26 250L28 251V249H26ZM31 250H33V249H31ZM91 250H92V248H91ZM123 250H126V251H123ZM121 251L123 253H120ZM2 252H4V250ZM7 252L8 251H5L4 254L8 255L9 253H7ZM29 252H31V251H29ZM87 252H90V251H87ZM131 252H133V251H131ZM20 253H21V251H20ZM38 253H41V252L38 250ZM4 254H2V255H4ZM18 254H16V255H18ZM42 254H43V252H42ZM101 254H102V252H101ZM27 255L28 254H26V257H27ZM14 256H15V254H14ZM86 256H84V257H86ZM106 256L107 255H104L102 257L105 258ZM18 257L19 258L14 257V259L15 260L20 259V260H18V261L14 260L13 263H9V264H16L15 262H20L18 264H21V262H22V264H23L24 263L23 261L26 259L25 256H23V258H24L23 261L21 260V259H23L21 256H18ZM38 257H37V259H38ZM100 257H98V258H100ZM3 258H5V256ZM107 258H108V256H107ZM0 259H1L0 261H2V257ZM8 259L7 260L5 259V261H8ZM11 259L13 260V258H11ZM11 259H9V260L12 261ZM40 260H41V258H40ZM96 260H98V259H96ZM100 260H101V258H100ZM25 261H28V260L26 259ZM3 262H4V260H3ZM36 262H34V263H36ZM133 262H131V263H133ZM160 262H164V259H163V261H160ZM135 263L136 262H134L133 264H135ZM27 264H30V263H27Z\"/></svg>","mask_w":264,"mask_h":264}]
</instances>
